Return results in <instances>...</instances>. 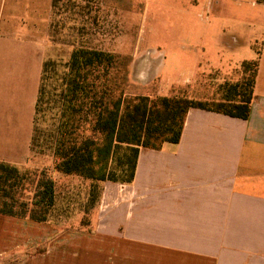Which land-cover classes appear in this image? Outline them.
<instances>
[{
	"label": "crops",
	"instance_id": "crops-1",
	"mask_svg": "<svg viewBox=\"0 0 264 264\" xmlns=\"http://www.w3.org/2000/svg\"><path fill=\"white\" fill-rule=\"evenodd\" d=\"M208 4L222 16L225 2ZM252 5L251 33L228 55L220 30L183 59V83L258 60L249 117L190 109L179 143L142 148L134 180L104 182L86 223L66 208L46 222L0 213V264H264V3ZM38 77L36 63L25 126L0 141V161L28 155Z\"/></svg>",
	"mask_w": 264,
	"mask_h": 264
},
{
	"label": "rangeland",
	"instance_id": "rangeland-1",
	"mask_svg": "<svg viewBox=\"0 0 264 264\" xmlns=\"http://www.w3.org/2000/svg\"><path fill=\"white\" fill-rule=\"evenodd\" d=\"M221 1L226 5L220 17L209 0H2L0 141L14 137L11 134L25 126L37 63L36 103L41 89L43 95L38 109L35 104L28 155L22 154L21 165L16 167L52 175L56 204L51 214L63 208L73 214L81 211L87 214L84 223L88 222L104 183L56 169L52 135L60 119L62 78L69 71L71 55L81 49L115 55L110 83L116 93L186 97L217 108L225 97H234L229 90L232 85L243 81L248 85L252 69L245 70L243 61L229 71L202 72L195 81L183 83L186 58L197 42L208 47L207 38L211 34L217 38L220 30L225 35L220 42L228 55L233 51L227 46L233 43L231 38L241 40L251 33L252 25L246 22L259 7L252 5L253 0ZM110 165L115 167V161Z\"/></svg>",
	"mask_w": 264,
	"mask_h": 264
},
{
	"label": "trees",
	"instance_id": "trees-1",
	"mask_svg": "<svg viewBox=\"0 0 264 264\" xmlns=\"http://www.w3.org/2000/svg\"><path fill=\"white\" fill-rule=\"evenodd\" d=\"M264 3V0H257ZM116 56L104 51L81 49L70 57L63 77L61 111L52 135L57 171L93 182L131 183L142 148L161 149L165 143H179L187 113L201 108L247 119L251 112L258 60L245 61L252 69L248 85L243 82L229 90L217 108L186 97H151L116 93L110 83ZM41 89L36 107H40ZM89 126V135L85 128ZM79 138V141H78ZM115 161L116 166L110 163ZM56 204V184L46 171H21L0 161V213L48 221Z\"/></svg>",
	"mask_w": 264,
	"mask_h": 264
},
{
	"label": "bare ground",
	"instance_id": "bare-ground-1",
	"mask_svg": "<svg viewBox=\"0 0 264 264\" xmlns=\"http://www.w3.org/2000/svg\"><path fill=\"white\" fill-rule=\"evenodd\" d=\"M153 63V62H152Z\"/></svg>",
	"mask_w": 264,
	"mask_h": 264
}]
</instances>
